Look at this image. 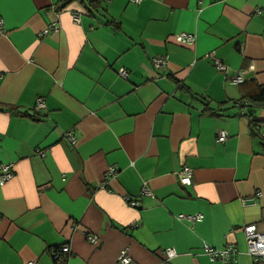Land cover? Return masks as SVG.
Masks as SVG:
<instances>
[{
  "label": "crops",
  "instance_id": "obj_1",
  "mask_svg": "<svg viewBox=\"0 0 264 264\" xmlns=\"http://www.w3.org/2000/svg\"><path fill=\"white\" fill-rule=\"evenodd\" d=\"M0 16V162L13 164L0 184V264H54L48 248L65 243L66 264H122L123 248L128 264H216L205 243L233 244L230 264H264L243 232H264V108L251 118L247 87L209 56L264 84V0H0Z\"/></svg>",
  "mask_w": 264,
  "mask_h": 264
},
{
  "label": "built area",
  "instance_id": "obj_2",
  "mask_svg": "<svg viewBox=\"0 0 264 264\" xmlns=\"http://www.w3.org/2000/svg\"><path fill=\"white\" fill-rule=\"evenodd\" d=\"M134 2H140L141 0H132ZM258 13L261 12V9L256 10ZM75 20H78V16H74ZM54 31L59 30V25L57 23H53L51 25ZM3 19L0 16V34L3 33ZM47 29L44 30V33ZM174 40L180 44L190 45L193 44L195 41V36L191 33L187 32H178L174 34ZM210 58L212 59V63L216 70L222 73L226 78H229L232 82L236 84H240L245 80V72L241 70H234L230 76L227 75V65L213 53L209 54ZM153 67L156 69L164 68L166 65V60L162 56H156L152 58ZM119 74L122 77H127V72L123 68L118 69ZM44 107V103L42 99H37L34 104V109L39 110L40 108ZM258 135L262 140H264V123H260L256 126ZM65 137L72 143L75 141V137L72 131H68L65 133ZM227 134L224 130H218L216 133V141L222 142L226 139ZM43 153H41L42 155ZM116 172L115 166H109L106 170V175H114ZM13 175V164L11 162H0V184H3L6 180L11 178ZM179 181L183 185H190L192 183V168L183 165L181 169L177 172ZM142 193H150L146 183H143L141 186ZM261 196L260 191H256L254 195L242 199L243 203H251L255 202L257 198ZM128 202L132 206H136L137 202L126 198ZM178 217H186L189 220H201L203 215L200 213L190 214V215H179ZM243 232L245 234V240L247 245V253L254 257L255 259H264V232H260L257 230L255 224H249L243 227ZM86 239L91 243L97 242V235L92 233L86 234ZM205 254L208 256L211 262L216 264H230L234 261L236 255V248L233 244H227L223 247H214L209 244H203L202 247ZM49 254L54 261V264H66V260L68 255L70 254V248L68 244H61L50 246L48 248ZM162 253L166 256L170 257L175 254V251L172 247H167L162 249ZM118 261L122 264H128L130 262V256L128 255L127 248H123L118 255ZM26 264H36L34 260H29Z\"/></svg>",
  "mask_w": 264,
  "mask_h": 264
},
{
  "label": "trees",
  "instance_id": "obj_3",
  "mask_svg": "<svg viewBox=\"0 0 264 264\" xmlns=\"http://www.w3.org/2000/svg\"><path fill=\"white\" fill-rule=\"evenodd\" d=\"M87 4L96 6L100 3L101 0H85ZM109 23H113L115 27L118 26V23L114 21H110ZM240 86L247 87L246 92L243 95L244 99V106L248 107L252 113L250 114V117H253V113L255 108H264V84H258L254 82L253 80H244L242 83H240ZM254 121L251 120V123L254 125L256 124L253 123Z\"/></svg>",
  "mask_w": 264,
  "mask_h": 264
},
{
  "label": "water",
  "instance_id": "obj_4",
  "mask_svg": "<svg viewBox=\"0 0 264 264\" xmlns=\"http://www.w3.org/2000/svg\"><path fill=\"white\" fill-rule=\"evenodd\" d=\"M250 113V112H249Z\"/></svg>",
  "mask_w": 264,
  "mask_h": 264
}]
</instances>
